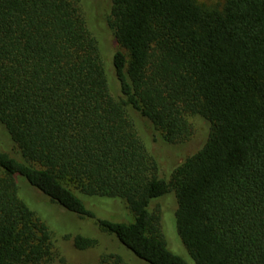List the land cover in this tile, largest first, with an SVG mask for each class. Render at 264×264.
Returning a JSON list of instances; mask_svg holds the SVG:
<instances>
[{"label":"trees","instance_id":"trees-1","mask_svg":"<svg viewBox=\"0 0 264 264\" xmlns=\"http://www.w3.org/2000/svg\"><path fill=\"white\" fill-rule=\"evenodd\" d=\"M80 1L0 0V264L64 261L18 175L80 217L76 192L121 198L133 220L96 223L150 264H189L151 206L170 191L194 264H264V0H109L104 57ZM191 115L207 138L159 177L135 118L177 143Z\"/></svg>","mask_w":264,"mask_h":264},{"label":"rangeland","instance_id":"rangeland-1","mask_svg":"<svg viewBox=\"0 0 264 264\" xmlns=\"http://www.w3.org/2000/svg\"><path fill=\"white\" fill-rule=\"evenodd\" d=\"M199 1L208 5L221 2V0ZM80 2L82 3L87 25L93 34H95L97 40H99V48L104 57L106 50L109 49L107 38L110 39L108 37L110 35L104 30L103 19L109 12L110 2L109 0H81ZM101 39L104 42L105 50L101 44ZM135 119L139 132L143 137L141 139L144 146L156 163L157 175L165 179L169 177L172 169L180 161L195 152L203 144L209 131L207 120L199 115H191L188 117L192 128L189 137L181 142L169 143L160 138L157 140L156 138H151L152 128L149 127L148 122L141 117H136ZM3 133L0 129V152H13V146L11 144L7 145L8 141L4 138ZM5 134L10 142L11 140L6 129ZM6 146L9 151L6 149ZM15 181L19 198L46 223L51 232L52 240L64 259L63 262L57 260L54 264H85L95 262L105 253L117 254L123 261L130 264H150L136 256L119 241L115 234L102 230L96 223L97 219H109L113 221L133 220V214L121 198L76 192L86 209L90 211V215L80 217L75 212L50 200L47 195L31 185L23 176H16ZM152 200L154 201L151 206H158L160 209L161 229L168 249L181 256L189 264H194L176 230V201L173 191L167 192V194L161 197H154ZM76 234L92 237L96 240V243L91 247L78 249L72 243V236ZM69 235L70 237H68Z\"/></svg>","mask_w":264,"mask_h":264}]
</instances>
